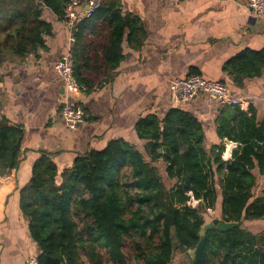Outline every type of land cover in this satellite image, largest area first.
Returning <instances> with one entry per match:
<instances>
[{
  "label": "trees",
  "instance_id": "1",
  "mask_svg": "<svg viewBox=\"0 0 264 264\" xmlns=\"http://www.w3.org/2000/svg\"><path fill=\"white\" fill-rule=\"evenodd\" d=\"M67 2L0 0V65L7 57H25L43 47L51 32L43 10L63 18ZM126 30L128 42L139 45L140 21L122 15L119 0H103L72 30L74 75L86 92L89 82L81 70L98 69L87 56L89 35L106 38L102 61L109 73L124 59ZM263 67L264 48L245 49L225 65L238 80L259 76ZM229 112L225 107L217 118L219 137L238 143L228 160L221 157L224 144L206 149L198 120L177 108L161 120L150 114L137 122V137L146 141L142 151L124 139L110 140L63 169L51 155L41 153L21 200L38 247V264H171L176 246L189 250L197 245L207 209L238 225L205 230V264H264V237L246 226L264 223V186L260 195L255 193L253 173L257 167L264 174V117L257 120L249 105L245 111L237 109L236 120L229 124L223 116ZM21 133L0 118L1 171L17 165ZM159 161L166 165L170 187L163 182ZM126 170L129 175L124 177ZM191 198L198 201L195 207L188 203Z\"/></svg>",
  "mask_w": 264,
  "mask_h": 264
},
{
  "label": "crops",
  "instance_id": "2",
  "mask_svg": "<svg viewBox=\"0 0 264 264\" xmlns=\"http://www.w3.org/2000/svg\"><path fill=\"white\" fill-rule=\"evenodd\" d=\"M122 15L137 17L143 30L139 45L121 42L124 59L106 73L102 61L103 35H89L87 56L98 69H83L88 91L71 95L72 103L85 109L77 129H67L59 117L66 91L55 64L70 47V32L63 18L45 8L42 17L51 25L43 47L25 57L11 56L0 65V118L21 129L20 154L10 171L0 170V264H27L38 247L30 236L21 200L34 161L41 153L52 156L58 169L68 168L76 156L99 150L110 140L124 139L141 151L145 140L136 124L147 115L161 120L170 109L190 112L204 133V147L224 144L222 159L231 158L238 143L220 138L217 118L233 124L236 110L255 109L264 117V67L253 78L236 79L225 69L239 52L264 48V15L251 16L247 0H119ZM107 33V32H106ZM191 73L224 81L239 99L235 105L220 104L207 95L177 101L170 89L175 78ZM222 119V117H221ZM255 193L260 195L264 174L253 169Z\"/></svg>",
  "mask_w": 264,
  "mask_h": 264
},
{
  "label": "built area",
  "instance_id": "3",
  "mask_svg": "<svg viewBox=\"0 0 264 264\" xmlns=\"http://www.w3.org/2000/svg\"><path fill=\"white\" fill-rule=\"evenodd\" d=\"M103 0H68L64 7L63 20L70 32V47L55 64V69L63 82L66 91L64 102L60 105L59 117L69 130L79 127L85 118V109L79 103H72L71 95H81L86 92L85 85L79 83L74 75V58L72 54V30L76 24L89 17ZM246 9L251 16L264 15V0H247ZM173 97L180 102L187 101L196 95H207L220 104L235 105L239 99L230 93L226 83L221 80L207 79L198 73H191L183 78H175L170 83ZM27 264H38L37 255H31Z\"/></svg>",
  "mask_w": 264,
  "mask_h": 264
},
{
  "label": "rangeland",
  "instance_id": "4",
  "mask_svg": "<svg viewBox=\"0 0 264 264\" xmlns=\"http://www.w3.org/2000/svg\"><path fill=\"white\" fill-rule=\"evenodd\" d=\"M157 165H158V168H159V172H160V174L162 176L163 182L165 183L166 187H170L172 182H170L167 179V177H166V174H165L166 165L164 164L163 161H159L157 163ZM128 175H129V172H128V170H126L124 172V177H127ZM124 177L122 178V180H125ZM217 191L218 192L220 191V187L219 186L217 187ZM188 203L191 206L195 207L198 204V201L191 198L188 201ZM204 214H205L206 223H208L209 221H211L214 218H217L219 220H223L221 218L220 213H218L217 210H214V209H207L204 212ZM246 223H247L246 224L247 228L251 232H253L255 234H258V235H263V237H264V223L263 222H246ZM156 241H157L156 237H152L151 243L155 244ZM126 251L128 252L127 249H126ZM171 264H190V255L188 253V250H182V249H179L176 246L175 249H174V253H173V258L171 260Z\"/></svg>",
  "mask_w": 264,
  "mask_h": 264
},
{
  "label": "water",
  "instance_id": "5",
  "mask_svg": "<svg viewBox=\"0 0 264 264\" xmlns=\"http://www.w3.org/2000/svg\"><path fill=\"white\" fill-rule=\"evenodd\" d=\"M237 225L238 223L236 222H227L217 218H214L208 223L204 224L200 230L199 241L197 245L194 248L188 250L190 255V264H205L204 239L206 229L216 227L219 230H227Z\"/></svg>",
  "mask_w": 264,
  "mask_h": 264
}]
</instances>
